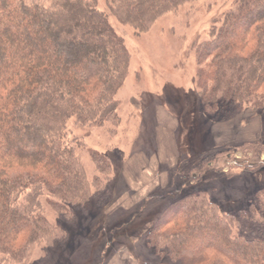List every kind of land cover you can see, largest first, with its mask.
<instances>
[{
    "label": "trees",
    "instance_id": "obj_1",
    "mask_svg": "<svg viewBox=\"0 0 264 264\" xmlns=\"http://www.w3.org/2000/svg\"><path fill=\"white\" fill-rule=\"evenodd\" d=\"M190 1L105 4L117 22L140 34ZM96 3L0 0V264L23 263L40 242L50 250L66 243V231L40 212L44 196L66 224L75 213L87 214L93 201L109 199L110 162L91 153L105 179L88 182L78 146L66 142L71 120L81 127L119 124L116 94L130 57ZM194 52L204 113L225 121L249 109L264 124V0H235ZM247 233L257 238L246 239ZM145 240L178 264H264V189L235 213L220 212L202 192L183 194Z\"/></svg>",
    "mask_w": 264,
    "mask_h": 264
},
{
    "label": "rangeland",
    "instance_id": "obj_2",
    "mask_svg": "<svg viewBox=\"0 0 264 264\" xmlns=\"http://www.w3.org/2000/svg\"><path fill=\"white\" fill-rule=\"evenodd\" d=\"M23 1L47 7L53 0ZM234 2L190 1L138 34L117 22L105 0H97V9L107 15L130 57L116 94L119 124L81 127L71 120L66 142L78 146L88 182L99 176L91 153L110 162V196L103 204L93 201L87 214L75 213L72 224H66L44 196L40 212L66 231L67 241L52 250L40 242L21 264H178L156 255L145 240L169 204L183 194L202 192L220 212L235 213L264 189V124L249 109L225 121L210 119L196 87L194 46L209 39L212 27H219ZM157 109L172 117L173 125L169 117L156 119ZM228 137L230 142L224 140ZM170 140L176 154L173 164L161 162L158 152L161 145L170 151ZM99 177L104 181L105 176ZM245 238L257 236L247 233Z\"/></svg>",
    "mask_w": 264,
    "mask_h": 264
},
{
    "label": "crops",
    "instance_id": "obj_3",
    "mask_svg": "<svg viewBox=\"0 0 264 264\" xmlns=\"http://www.w3.org/2000/svg\"><path fill=\"white\" fill-rule=\"evenodd\" d=\"M158 115H159V117H160V115H163L164 116V118H166V117H169L166 113H165V111L164 110H161V109H157L156 110V119H157V117H158ZM172 118V117H171ZM170 117L168 118V120H169V122H170V124L171 125H173V119H171ZM245 120V119H244ZM213 126V125H212ZM210 135H212V136H214V133H213V131H214V127H211V129H210ZM236 131V130H235ZM168 132H170V126H169V130H168ZM237 132V131H236ZM167 135H168V133H167V131H166V137H167ZM238 136V135H237ZM240 137V136H239ZM237 139H235V140H239V138L238 137H236ZM172 139V138H171ZM224 140H228V142H230V138L228 137V138H224ZM168 146H169V149H170V151H168L167 149H165L162 145H161V148H160V151H158L159 152V155H160V160H161V162L162 161H164V162H169L170 164H173V162L176 160V154L174 153V142L172 141V140H170L169 142H168ZM159 159H156L155 161L156 162H158L159 161ZM160 162V161H159ZM176 162V161H175ZM152 167H153V165H152ZM153 168H155V166L153 167ZM150 169V168H149ZM150 170H152V169H150ZM149 185H154V183L152 182L151 184H149Z\"/></svg>",
    "mask_w": 264,
    "mask_h": 264
}]
</instances>
